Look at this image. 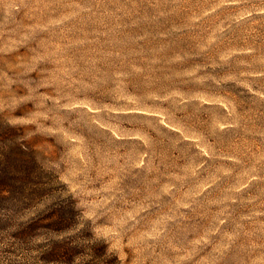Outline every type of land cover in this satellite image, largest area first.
<instances>
[{"label":"rangeland","instance_id":"obj_1","mask_svg":"<svg viewBox=\"0 0 264 264\" xmlns=\"http://www.w3.org/2000/svg\"><path fill=\"white\" fill-rule=\"evenodd\" d=\"M0 116L121 264H264V0H0Z\"/></svg>","mask_w":264,"mask_h":264},{"label":"trees","instance_id":"obj_2","mask_svg":"<svg viewBox=\"0 0 264 264\" xmlns=\"http://www.w3.org/2000/svg\"><path fill=\"white\" fill-rule=\"evenodd\" d=\"M17 129L0 116V264H121Z\"/></svg>","mask_w":264,"mask_h":264}]
</instances>
